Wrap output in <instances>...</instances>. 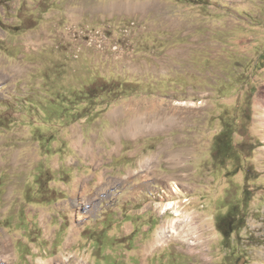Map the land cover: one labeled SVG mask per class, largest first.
I'll return each mask as SVG.
<instances>
[{"label":"rangeland","instance_id":"1","mask_svg":"<svg viewBox=\"0 0 264 264\" xmlns=\"http://www.w3.org/2000/svg\"><path fill=\"white\" fill-rule=\"evenodd\" d=\"M0 264H264V0H0Z\"/></svg>","mask_w":264,"mask_h":264},{"label":"trees","instance_id":"2","mask_svg":"<svg viewBox=\"0 0 264 264\" xmlns=\"http://www.w3.org/2000/svg\"><path fill=\"white\" fill-rule=\"evenodd\" d=\"M234 134H235V131L232 130L230 126H228L225 133H221L220 136H218L216 139V150H217L216 151V159L220 162V164H219L220 167L223 166V164L225 163V160L228 159L229 155H231V152L235 150V148H233V145H232V140H233L232 136ZM217 141H218V143H217ZM230 148H231V151H229ZM230 212H231V215H230V213H228L225 216L220 218V221L221 220H223V221H222V223L219 224V229L226 236V238L232 230H235L232 225H235L233 223V221H234L233 218H235V215H233V214L236 212V209H231ZM231 217H233V218H231ZM238 220H239L238 222L241 221L240 218ZM223 223L224 224L227 223V224L222 225ZM236 225L238 228L239 223H237Z\"/></svg>","mask_w":264,"mask_h":264},{"label":"bare ground","instance_id":"3","mask_svg":"<svg viewBox=\"0 0 264 264\" xmlns=\"http://www.w3.org/2000/svg\"><path fill=\"white\" fill-rule=\"evenodd\" d=\"M133 7H134V6H133ZM142 7H143V6H142ZM142 7H141V8H142ZM156 7H157V6H156ZM143 8H144V7H143ZM149 9H150V8H149ZM136 10H137V9H136ZM137 11H138V10H137ZM129 133H130V132H129ZM177 190H178V188H176V191H177ZM161 194H162V193H161ZM153 195H154V194H153Z\"/></svg>","mask_w":264,"mask_h":264}]
</instances>
